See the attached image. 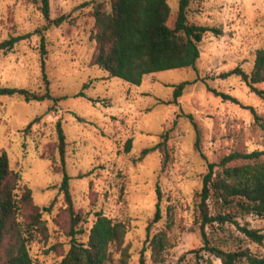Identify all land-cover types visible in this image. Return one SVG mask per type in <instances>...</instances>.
I'll use <instances>...</instances> for the list:
<instances>
[{"label": "rangeland", "instance_id": "1", "mask_svg": "<svg viewBox=\"0 0 264 264\" xmlns=\"http://www.w3.org/2000/svg\"><path fill=\"white\" fill-rule=\"evenodd\" d=\"M99 2L109 11V0H49L50 18L65 20L43 30L42 59L34 32L46 22L37 5L30 0H0V42L30 34L10 51H0V87L44 93L48 81L51 96L44 102L0 96V154L7 155L11 169L20 176V188L31 190L36 205H53L50 212L42 213L49 238L31 243L29 253L35 264H58L69 248L58 191L61 173L52 163L53 159L58 163L53 145L59 121L66 137L71 196L85 221L79 241L87 240L94 214L101 212L128 223L121 247L110 249L107 264H122V249L127 252L126 264H138L141 249L147 247L148 226L150 237L163 232L169 245L155 258L147 247L146 264H221L207 252L199 253L201 259L192 253L202 247L198 192L208 163H218L234 152L264 150V130L247 109L252 107L264 118V99L237 76L219 77L237 66L249 73L255 51L264 49V0H192L188 21L220 33L203 37L194 69L149 74L140 86L89 65L95 52L90 12ZM167 3L172 27L178 0ZM183 81L195 82L185 87L178 105L167 104L173 86ZM207 86L232 96L238 104L215 97ZM180 109L193 120L177 117ZM166 130L165 154L155 150L140 157L143 149L162 141ZM128 139L131 148L125 152ZM157 189L161 218L152 223ZM238 221L264 233V218L250 215ZM205 233L210 245L222 251L247 249L264 257V242L246 240L232 224L207 225Z\"/></svg>", "mask_w": 264, "mask_h": 264}, {"label": "trees", "instance_id": "2", "mask_svg": "<svg viewBox=\"0 0 264 264\" xmlns=\"http://www.w3.org/2000/svg\"><path fill=\"white\" fill-rule=\"evenodd\" d=\"M37 5L46 25L35 30L39 36L40 55H45L43 30L48 26H60L65 17L50 18L49 0H30ZM192 0H178V7L172 27L168 25L171 15L167 0H109V11L104 10L102 2L93 5L90 12L93 27L90 40L94 42L95 52L89 65L105 71L109 77L118 78L129 85L140 86L146 75L176 69H194L199 59L198 44L207 33L218 35L220 30L188 21V9ZM30 37V34L11 36L0 42V51H10L16 43ZM44 67L42 60V69ZM43 71V70H42ZM237 76L256 96L264 99V49L256 50L249 73L235 67L219 75L225 79ZM195 81H183L173 86L172 99L167 104L178 105L187 85ZM45 81L44 93H37L24 88L0 87V96H16L25 102H44L51 98ZM86 86H83L85 89ZM207 91L223 101L238 104L232 96L207 86ZM80 96L83 95L81 91ZM56 101V100H55ZM255 123L264 130V118L252 107ZM190 121L191 114H183ZM28 123L26 129L31 126ZM56 141L53 145L58 163L53 159L55 170L61 173L58 191L62 196L66 217V236L69 239L68 250L61 255L58 264H107L110 249L120 248L128 229V223L104 216L101 212L94 214L95 220L88 230L87 240L79 241L84 234V217L75 209L70 192V177L65 170L66 137L59 121L55 124ZM169 130L162 134V141L141 151L147 153L160 150L165 154ZM131 148V139L124 144L125 152ZM242 161L232 165V162ZM20 176L13 171L5 153L0 154V264H35L29 253L33 242H46L49 238L43 212H50L53 205L39 207L34 203L31 190L20 188ZM19 191V192H18ZM157 202L152 223L158 222L160 214V192L156 190ZM198 225L202 247L193 250L196 258L201 259L200 252H207L221 264H264V257H257L247 249L222 251L210 245L205 227L211 224L219 226L232 224L243 237L255 244L264 242V233L241 225L238 219L246 216L264 218V150L250 153H231L218 163H208L202 175L201 188L198 192ZM146 242V243H145ZM145 245L151 249V256H159L168 240L163 232L150 237L149 226ZM148 243V244H147ZM144 246L140 251L138 264H146ZM58 252L56 247L53 248ZM127 252L122 249L121 263L126 264ZM198 264V261L196 262Z\"/></svg>", "mask_w": 264, "mask_h": 264}]
</instances>
